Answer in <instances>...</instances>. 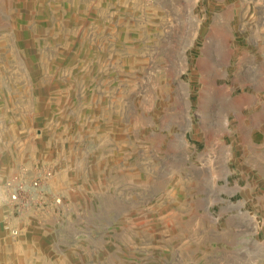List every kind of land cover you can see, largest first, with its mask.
Instances as JSON below:
<instances>
[{"label":"rangeland","instance_id":"obj_1","mask_svg":"<svg viewBox=\"0 0 264 264\" xmlns=\"http://www.w3.org/2000/svg\"><path fill=\"white\" fill-rule=\"evenodd\" d=\"M259 37L264 0H0V264H264L222 125Z\"/></svg>","mask_w":264,"mask_h":264},{"label":"crops","instance_id":"obj_2","mask_svg":"<svg viewBox=\"0 0 264 264\" xmlns=\"http://www.w3.org/2000/svg\"><path fill=\"white\" fill-rule=\"evenodd\" d=\"M258 42L257 49L243 50L240 55L243 66L239 69L247 76L239 77L238 83L231 85L234 91L238 87L242 89L237 93L232 91L230 117L227 122L223 120L222 125L223 136L233 139V147L228 148V160L236 163L238 179L244 181V200L264 203V37H259ZM258 67L263 70L261 78H249L251 70ZM222 151L225 152L224 147ZM232 172L227 176L229 181L233 178Z\"/></svg>","mask_w":264,"mask_h":264},{"label":"built area","instance_id":"obj_3","mask_svg":"<svg viewBox=\"0 0 264 264\" xmlns=\"http://www.w3.org/2000/svg\"><path fill=\"white\" fill-rule=\"evenodd\" d=\"M25 174L26 169L23 167L14 177L8 179L5 185L8 203L20 211L24 209V206L34 203L36 200L33 195H30L29 189L26 188ZM49 175H51L50 171L38 172L33 179L32 185L37 188L41 187ZM55 199L57 202H61L60 197ZM19 232V228H13L11 230L13 236H18Z\"/></svg>","mask_w":264,"mask_h":264}]
</instances>
